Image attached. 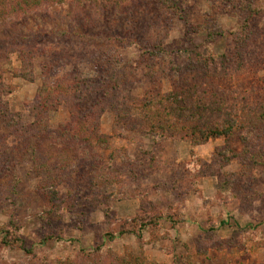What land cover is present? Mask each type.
<instances>
[{"label": "rangeland", "instance_id": "rangeland-1", "mask_svg": "<svg viewBox=\"0 0 264 264\" xmlns=\"http://www.w3.org/2000/svg\"><path fill=\"white\" fill-rule=\"evenodd\" d=\"M165 1L172 9L144 0L104 12L100 2L46 0L7 18L12 41L0 27V95L10 112L28 125L45 86H103L104 97L89 99L101 100L97 120L109 137L107 149H90L47 136L35 163L18 118L1 129L0 264H94L93 256L108 264H264V121L250 135L193 146L132 133L115 113L176 84L247 97L264 80V0H179L178 9ZM56 96L52 130L71 120L77 101ZM61 165L66 172L49 173Z\"/></svg>", "mask_w": 264, "mask_h": 264}, {"label": "trees", "instance_id": "trees-1", "mask_svg": "<svg viewBox=\"0 0 264 264\" xmlns=\"http://www.w3.org/2000/svg\"><path fill=\"white\" fill-rule=\"evenodd\" d=\"M44 1L46 0H0V27H3L5 37L12 36L15 32V24L9 22L13 20L12 17L16 18L19 15L18 13L28 10L29 6L41 4ZM55 1L61 4L71 3V0ZM160 1L169 6L165 0ZM85 2L93 6L98 5L100 2L102 11L118 12L129 10L132 6L136 7L137 4L142 7L144 0H72L73 5H80ZM172 7L178 9L180 7L179 0L175 1ZM169 9L172 8L169 6ZM250 9L252 10V6ZM133 10L131 9V15L139 13L138 11L133 12ZM8 17H10V20L7 19ZM24 19H26V16ZM139 21L137 20V24ZM11 36L12 41L14 37ZM250 39L243 40L241 38V42L247 44ZM7 44L8 40H6ZM31 74V72L26 73L24 77L30 79ZM210 86L194 85L193 87H186V85L176 84L173 90L167 94L159 92L143 99L134 98L131 102L132 110H122V107L115 110L116 119L119 123L127 125V129L132 133L154 136L158 140L179 139L189 142L193 146L206 143L215 138L223 137L229 140L239 131L247 130L250 135L259 127L256 122L264 121V80L258 82L257 89L250 91L247 97L244 94L233 97V93L226 92L222 86L217 87V85L212 90L213 92H210ZM106 89L102 86L100 90L92 91L89 84L85 82H83V85L80 82H75L72 85L68 82L66 84L64 82L58 84L57 82L56 86H45L43 90L39 91L33 109L35 122L28 125L23 123L21 115L18 114L17 116L10 112L0 95V141L1 129L14 127L11 121L16 117L19 120L15 124L16 129H18L16 133L19 134L24 145L23 151L32 156L35 163L39 161V157L35 153L42 152L43 144L49 140L47 136L54 135L55 138L50 143L55 146H69L66 145L67 141L64 139L66 138L73 141L77 140L84 147L90 149H107L109 147V137L100 133L97 120L100 111L99 105L102 102L99 99H91V97L89 99L92 92L96 93L95 95L103 93L102 97H104V90ZM61 94L62 96L73 95L77 101L73 103L70 109L71 120L59 125L58 129L52 130L48 116L52 111L57 110V105L61 104L57 98L56 102L53 101L57 97L56 95ZM134 111L138 112V116L132 115ZM36 132L41 135L39 137L33 136ZM248 141L249 139L245 140V143H248ZM58 172H66V167L61 165L49 171L50 174L54 173L56 175ZM52 188L49 193L51 200L56 197L55 186L53 185ZM115 258L114 262L110 264H119V259ZM93 262H95L94 264H108L106 261L94 256ZM120 262V264H132V261L127 262V260H120Z\"/></svg>", "mask_w": 264, "mask_h": 264}]
</instances>
